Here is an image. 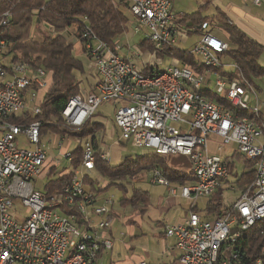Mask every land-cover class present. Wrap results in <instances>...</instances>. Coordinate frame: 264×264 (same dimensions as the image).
I'll return each mask as SVG.
<instances>
[{
    "label": "built area",
    "instance_id": "2783aa9c",
    "mask_svg": "<svg viewBox=\"0 0 264 264\" xmlns=\"http://www.w3.org/2000/svg\"><path fill=\"white\" fill-rule=\"evenodd\" d=\"M116 1L129 6L138 21L137 31H148L145 40L154 46L155 57L166 48H177V38L189 35L173 14L174 0ZM251 1L258 7L264 2ZM10 15H2L0 27L7 25ZM208 28L202 25V40L191 53L204 67L226 71L228 44ZM81 40L95 61L100 80L92 93L69 100L62 113L68 126L83 127L100 107L116 105L114 123L124 141L161 156L189 158L195 182L181 186L180 195L191 203L211 198L231 181V161L219 154L226 145L234 143L241 159L255 164L253 183L228 206L231 210L225 215L208 219L191 212L185 222L166 227V237L176 240L178 264H264V245L250 255L245 240L246 233L264 221V121L256 120L262 117L257 91L245 81L237 64L232 63L231 71L237 73L236 78L230 81L220 75L213 90L235 112L202 94L203 86L211 83L210 72L198 74L174 61L176 65L163 72L146 76L130 58L119 56L117 48L106 47L87 26ZM6 49V41L0 39V264H95L102 252L113 249L109 231L115 221L109 207L112 200L97 206V197L85 192L83 180L95 169L96 152L87 141L82 166L60 195L44 197L36 189L48 159L41 143L42 124H13L8 118L23 112L40 114L37 90L47 86L46 73L24 62L13 64L8 71L2 63ZM239 111H249L256 118L241 117ZM19 135L33 148L19 147ZM100 156L109 163L108 152ZM66 158L71 159L70 153ZM150 182L171 185L158 169L152 171ZM171 193L176 194V189L171 188ZM63 209L76 213L64 215ZM23 213L26 216L21 221L18 217ZM76 214L81 215L83 225L77 223Z\"/></svg>",
    "mask_w": 264,
    "mask_h": 264
},
{
    "label": "trees",
    "instance_id": "16d2710c",
    "mask_svg": "<svg viewBox=\"0 0 264 264\" xmlns=\"http://www.w3.org/2000/svg\"><path fill=\"white\" fill-rule=\"evenodd\" d=\"M121 6L129 8L126 3L116 0H0V21L4 13L10 12L11 14L7 25L0 27V39L7 43L2 63L8 71L15 63H27L33 70L42 69L45 71L47 80V86L44 89L34 88L35 91L37 90L36 103L40 107V114L23 112L10 116L8 121L13 124L26 125L40 122L42 124L41 143L48 134H53L61 139H77L79 142L90 140L96 152L93 173L104 178L107 183L101 188L99 180L88 175L83 180L85 192L98 197L115 187L124 192L123 197L119 200V205L124 209L130 206L131 214L142 217L147 212L149 193L134 187L132 194L128 196L126 181H140L145 174H150L154 169H158L170 184L185 186L195 182L193 174L170 167L167 163V156L147 151L142 155L127 157L121 164L112 167L100 156L99 135L106 127L103 122L106 120L104 115L98 110L80 128L68 126L62 116L69 100L82 94L83 79L81 77L85 72L84 60L77 54L75 44L70 43L65 34L76 27L72 35L78 39V43H83L82 32L87 26L106 47L114 50L119 38L129 30V19L121 11ZM43 23L48 25L51 29L50 32ZM181 23L186 25L192 34L199 35L204 33L202 25L208 24V32L213 33L226 43L229 41L230 46L228 45L229 49L225 58H231L237 64L239 72L248 84L253 85L256 79L264 78V67L259 63L261 55L264 54V45L230 23L228 17L220 9H217V13L213 17L200 18L199 14L184 15ZM139 48L145 52H154V46L147 40L141 41ZM83 52L94 64L92 70L94 80L89 83L90 93H92L100 80L99 73L93 57L87 54L85 47ZM156 57L161 60L171 58L178 61L180 66L190 68L198 74L216 73L227 77L230 81L234 80L237 75V73L226 72L223 69L206 68L200 64L196 56L187 50L166 48ZM161 72L163 70L153 67H146L143 71L146 76ZM202 94L226 110L236 112V109L224 96L218 95L213 90H203ZM23 97L28 98L26 91ZM238 114L241 117L256 118L249 111H239ZM256 120L262 122L264 118L262 116ZM64 152L66 153V151ZM83 156L84 147L79 144L77 149L71 153V160L67 167L59 170L57 163L50 164L46 174L47 182L43 190L40 191L42 195L44 197L60 195L63 189L73 181L76 172L80 170ZM234 157L242 160L238 154H235ZM242 165L243 171H240L234 164H229L233 182L240 193L253 183L256 174L254 162H242ZM205 210V217L213 219L225 215L231 210V207L225 208L221 203L210 201ZM193 211L198 212V208ZM62 213L74 215L76 212L63 209ZM76 221L79 225L84 224L79 214H76ZM109 236L112 238L110 232ZM245 240L250 255L258 252L264 245V221L251 228L246 233ZM241 253H243V258L245 251L243 250ZM95 264H99V261Z\"/></svg>",
    "mask_w": 264,
    "mask_h": 264
},
{
    "label": "rangeland",
    "instance_id": "374dc122",
    "mask_svg": "<svg viewBox=\"0 0 264 264\" xmlns=\"http://www.w3.org/2000/svg\"><path fill=\"white\" fill-rule=\"evenodd\" d=\"M218 1L223 2L224 4L233 3L236 5H247L253 15L264 14V2H262V7L258 8L252 3L251 0ZM215 2L216 0H174L173 14L176 16L178 21H181L184 15L199 14L200 18L213 17L217 13ZM120 9L129 19V30L117 41V54L122 58H131L138 71L142 70L143 62H148L151 67L159 68L163 71L170 66L176 65L174 63V60L171 58H165L161 60L157 59L153 53L142 51L139 48V43L146 39L148 31L145 29L137 31L138 21L131 13L130 9L125 6H121ZM75 30L76 27H73L65 34L66 37H68L69 42H72V33H74ZM201 40L202 36L199 34H191L189 38L184 41L182 37H178L175 47L191 52L196 44H198ZM227 44L230 46L229 41H227ZM84 47V43L79 42L75 44V50L77 54L85 62V72L81 77L83 79L82 86L85 88L88 87L89 83L93 82L94 80L92 75L94 64L89 61L88 57L84 54ZM87 54L90 53L87 52ZM135 55H140V57L137 58ZM225 62L228 64L225 70L227 72L233 71V61L231 60V58H227ZM259 63L264 67V54L261 55ZM220 78L221 76L219 74L213 73L211 83L209 85H204L203 88L208 90H215L216 82ZM252 87L255 90L259 89L257 90V96L260 101L261 109L264 111V78L256 79ZM254 102L255 101L252 100L251 104H254ZM99 113H102L105 119L110 124L108 131H112V121L114 120V108L112 104H107L106 106L103 105L102 107H100ZM174 126L177 125L174 124ZM101 134L103 135V132H101ZM104 139L105 144L101 142V153L102 151H106L109 153V165L112 167L121 164L122 161L127 157L142 155L145 153V149L135 147L132 143H127L126 141H124L120 136L119 130L117 132L114 131L111 136H106L104 137ZM17 144L19 147L24 149L33 148V146L27 143L24 135L18 136ZM79 144L84 147L86 145V142H79L77 139L70 138L61 139L53 134H48L43 138L42 146L47 151L48 159L46 162L44 173H42V175L35 182V187L37 190H43L47 182L46 174L48 168L50 167V164H52L53 162L57 163V167L59 170L67 167L71 159L66 158V154L75 151ZM60 145L62 146L60 147ZM64 151H66V153ZM236 152V145L234 143H231L226 145L225 149L219 154L221 158L225 160L227 157L234 158ZM235 162L236 167L240 171H243L242 162L244 161L235 158ZM167 163L170 167L183 172H190L192 169V164L189 158L181 155L167 156ZM149 176L150 174H145L143 178L137 182L126 181L127 194L128 196H130L134 187L143 189L144 191H148L153 196V206L158 207V201L160 200V205H162L161 201L168 197L169 194L165 187L154 186L153 184H151ZM92 177L99 180V186L101 188L104 187L107 183L104 178L98 177V175L95 173H92ZM230 180L231 181L229 183L221 185L211 198L202 200L200 202V206L205 207L204 204H206L208 200H211L217 204L221 203L225 208L236 202L240 197V192L236 187L235 190L232 189V187L234 186L233 178H231ZM123 195L124 192H121L114 187L106 193L101 194L99 197L114 201L115 206L117 207L119 200L123 197ZM17 205L19 208H22L23 206L20 202L17 203ZM109 207L110 209H112V204H110ZM131 211L132 209L130 208V206H127V208L124 209V213H126L125 215H122L118 211H113L115 221L111 229L117 243V249H114V253L118 256L119 260H126V258H131L133 255H138L145 258L151 264H170L174 259L169 255L170 250L173 248L174 241L166 237V235L164 234V227H158V225L155 224L157 222L156 220H154L155 222H151L150 220H148V218L143 219L142 225L133 224L134 222H132V220H130L128 224L127 219L129 220L131 218L129 217V213ZM182 215L183 214L181 213L180 216ZM24 216H26V214L23 213L22 216L18 218L22 221L24 220ZM159 219L164 224L166 223V220H168L167 218H164V216H160ZM128 226L135 227V232L130 233V227ZM106 264H109V262Z\"/></svg>",
    "mask_w": 264,
    "mask_h": 264
},
{
    "label": "crops",
    "instance_id": "0c3cea01",
    "mask_svg": "<svg viewBox=\"0 0 264 264\" xmlns=\"http://www.w3.org/2000/svg\"><path fill=\"white\" fill-rule=\"evenodd\" d=\"M215 4H216L217 9L218 10L220 9L228 17L230 23H233L238 28H240L242 31H244L245 33L250 35L252 38L256 39L257 41H259L260 43H262L264 45V14L263 15H260V14L253 15L251 10L247 7V5H236L233 3L224 4L223 2H220L218 0H216ZM256 7H258V6H256ZM261 7L262 6H259L258 8H261ZM173 10H174V3H173ZM183 26L186 27L185 29H187V31L189 32V35L187 37H184V36L182 37V39L184 41V40H187L189 38V36L192 34V31L190 29H188L186 25L183 24ZM72 37L74 39L72 38V42H70V43L77 44L78 39H76V37H74L73 35H72ZM146 67H151V66L149 65L148 62H143L142 63V70L144 71V69ZM205 90H208V89H205ZM257 90H259V89H257ZM90 91H91V86H88L85 88L83 86H81V92L83 95L89 94ZM104 106H106V105H104ZM112 106H113L114 112H115L116 106L115 105H112ZM261 111H262V116L264 117V111L262 109H261ZM103 122L105 123V126H106L104 131H102L104 137L111 136L114 133V131H116V132L118 131V129L115 126L114 120L112 121V128H113L112 131H108V128L110 127V124L108 123V121L104 120ZM103 135L101 133L99 135V140L102 143H104V140H105ZM215 142H216V140L212 141V144H211L212 147H214ZM235 154H237V153H235ZM225 160L231 161L230 164H234L236 166L235 157L234 158L227 157ZM150 177H151V173H150L149 179H150ZM233 184H234V182H233ZM153 185L165 187L168 191L169 196L161 201L162 205H160V200H159L158 201V207L157 206L154 207L153 206V200H154L153 196L151 195L150 192L147 191L149 193V203H148L147 212L142 217H139L136 214L135 215L131 214V212H130L129 217H131V218L129 220L127 219L128 224H129L130 220H132V222H134V224H137V225L138 224L142 225L144 218H148V220H150L151 222H155L154 220H156L157 222L155 224H157L158 227H161V226L164 227V234H165L166 227L171 226V225H175V224H181V223L185 222L188 219L190 213L194 212L193 209H195V208H198V213L203 218H206L205 217L206 216V210L205 209L211 200H208L207 203L204 204L205 207H202V206H200V202L202 200H205V199H201L197 203H191L190 201L184 199L180 195V187L181 186L178 184H171L170 187L160 185V184H153ZM234 186H235V184H234ZM171 188L176 189V194L171 193ZM105 200H106L105 198H102V197L100 198L98 196L96 205L97 206L103 205ZM112 207H113L112 208L113 211L114 210L118 211L122 215L126 214V213H124V208H122L119 205V203H118V206L116 207L115 202L113 201ZM181 213L183 214L182 216H180ZM160 216H164V218L168 219V220H166L165 224L162 223V221L159 219ZM167 216H170V217H167ZM128 227H130V229H129L130 233L135 232V227H131V226H128ZM109 232L112 234L114 246H113L112 250L105 251V252L101 253L100 258L98 260L99 264H106L108 262H109V264H138L141 261H145V262L151 264L145 258L140 257L138 255H133L131 258H126V260H124V259L119 260L118 256L114 253V249H117V243L115 240V236L112 232V229ZM167 238H169V237H167ZM169 239H172L174 241L173 248L170 250V253H169L170 257H172L174 259L172 260V262L170 264H178L179 252L176 250V240L174 238H169Z\"/></svg>",
    "mask_w": 264,
    "mask_h": 264
}]
</instances>
